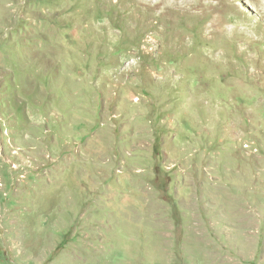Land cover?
I'll return each mask as SVG.
<instances>
[{"label":"rangeland","instance_id":"1","mask_svg":"<svg viewBox=\"0 0 264 264\" xmlns=\"http://www.w3.org/2000/svg\"><path fill=\"white\" fill-rule=\"evenodd\" d=\"M0 264H264V0H0Z\"/></svg>","mask_w":264,"mask_h":264}]
</instances>
